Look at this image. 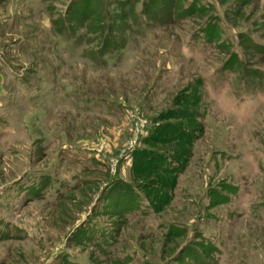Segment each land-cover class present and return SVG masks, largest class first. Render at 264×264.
Listing matches in <instances>:
<instances>
[{"label": "rangeland", "instance_id": "1", "mask_svg": "<svg viewBox=\"0 0 264 264\" xmlns=\"http://www.w3.org/2000/svg\"><path fill=\"white\" fill-rule=\"evenodd\" d=\"M71 1L0 0V264H264V53L244 40L264 46V0H201L223 32L211 44L202 16L167 22L154 7L147 20L140 0L100 63L84 54L93 35L54 33ZM232 52L263 79L220 75ZM197 80L202 132L170 204L118 215L109 179L135 184L152 120ZM224 182L236 190L208 208Z\"/></svg>", "mask_w": 264, "mask_h": 264}, {"label": "trees", "instance_id": "2", "mask_svg": "<svg viewBox=\"0 0 264 264\" xmlns=\"http://www.w3.org/2000/svg\"><path fill=\"white\" fill-rule=\"evenodd\" d=\"M139 1L117 2L118 11L115 12L107 8L105 0H72L64 16L52 22V28L55 35L62 38L69 39L76 29L83 30L85 36L93 35L91 40L97 41L99 48L87 50L84 54L96 63H100L110 50L123 48L126 38L124 31H127L129 27L121 29L117 26L118 22L121 21L127 25L128 20L131 19L138 23L135 7ZM125 6L128 7L126 12ZM206 6L208 5L201 3V0H143L140 15L147 19L150 17L149 12H152L155 7V11L157 9L165 16L167 22H171L173 18L202 16V13L209 8ZM201 19L196 35L207 44L218 41L223 34L219 28L220 19L213 15L202 16ZM244 40L248 49L253 53L256 51L264 53V46L255 45L252 40L246 38ZM222 43L218 45L224 47L226 44ZM244 64L239 55L232 52L230 57L225 59L218 73L221 75L224 72L237 73L239 71L240 80L263 79L260 71L248 70L249 68ZM201 87V80H197L195 84L189 83L175 96L172 107L161 111L152 120L154 124L143 139L145 148L136 150L132 154L133 169L130 175L135 184H128L118 178L115 179L116 177L109 179L111 187L109 191L107 190L109 193L106 191L109 194L106 201L117 203L115 207L118 208V215L123 216L138 210L141 200H145L154 213H160L170 204L175 180L188 165L192 145L202 132V127L198 122L201 117L199 112ZM137 168L146 169V171L137 173ZM235 190V187L226 182L209 188L208 208L227 203L228 193ZM202 248L203 253H208L212 249L211 245L210 250L206 246ZM185 249L177 255L176 261L193 254L191 250L186 251ZM199 257L195 259L198 260Z\"/></svg>", "mask_w": 264, "mask_h": 264}]
</instances>
